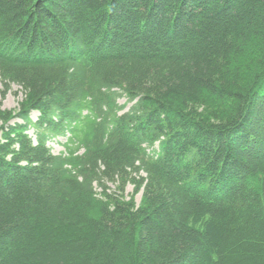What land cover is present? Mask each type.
Here are the masks:
<instances>
[{
    "label": "trees",
    "instance_id": "16d2710c",
    "mask_svg": "<svg viewBox=\"0 0 264 264\" xmlns=\"http://www.w3.org/2000/svg\"><path fill=\"white\" fill-rule=\"evenodd\" d=\"M0 81V264H264V0H0Z\"/></svg>",
    "mask_w": 264,
    "mask_h": 264
},
{
    "label": "rangeland",
    "instance_id": "374dc122",
    "mask_svg": "<svg viewBox=\"0 0 264 264\" xmlns=\"http://www.w3.org/2000/svg\"><path fill=\"white\" fill-rule=\"evenodd\" d=\"M3 89V85L0 81V102L2 105V109L11 110L18 107L19 101L22 100L23 97V91L20 86L17 84H13L11 89L6 93L5 97H2L1 90ZM123 102V101H122ZM34 116V114H33ZM35 116H37V113H35ZM53 147L54 153H60L62 151V147L59 144L53 143L51 144ZM134 188L133 186L129 185L126 190V195L129 197V194L133 192ZM141 200V193L137 194L136 196V202H140Z\"/></svg>",
    "mask_w": 264,
    "mask_h": 264
}]
</instances>
